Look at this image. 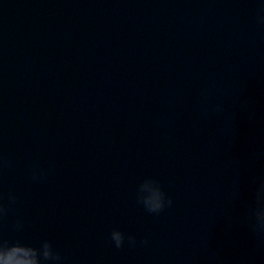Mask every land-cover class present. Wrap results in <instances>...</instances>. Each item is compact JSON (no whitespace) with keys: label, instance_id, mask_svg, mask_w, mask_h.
<instances>
[{"label":"water","instance_id":"95a60500","mask_svg":"<svg viewBox=\"0 0 264 264\" xmlns=\"http://www.w3.org/2000/svg\"><path fill=\"white\" fill-rule=\"evenodd\" d=\"M260 2L0 0V238L65 264H264Z\"/></svg>","mask_w":264,"mask_h":264},{"label":"clouds","instance_id":"9594fccd","mask_svg":"<svg viewBox=\"0 0 264 264\" xmlns=\"http://www.w3.org/2000/svg\"><path fill=\"white\" fill-rule=\"evenodd\" d=\"M260 11L257 13V23L264 25V0L257 6ZM43 179L42 174L37 169L32 170V180L39 182ZM147 187V185H145ZM0 197V219L4 218L9 212L14 210L17 203L16 195L9 191L6 196ZM144 208L148 213L159 214L165 207L162 195L158 191L144 200ZM258 220L264 222V210L257 213ZM13 231L20 233L24 230V225L20 220L13 223ZM108 240L111 245L119 250L125 243L131 248L135 247L137 241L132 236H126L122 231L112 230L108 233ZM141 244L146 243L140 241ZM0 264H65V257L57 251L53 244L44 240L38 247L16 240L9 242L7 239L0 238Z\"/></svg>","mask_w":264,"mask_h":264}]
</instances>
